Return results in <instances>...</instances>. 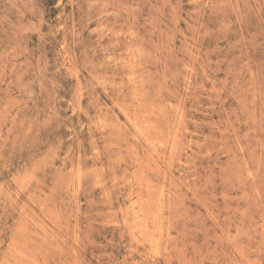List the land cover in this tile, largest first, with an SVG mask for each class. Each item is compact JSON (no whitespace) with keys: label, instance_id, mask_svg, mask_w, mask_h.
<instances>
[{"label":"rangeland","instance_id":"1","mask_svg":"<svg viewBox=\"0 0 264 264\" xmlns=\"http://www.w3.org/2000/svg\"><path fill=\"white\" fill-rule=\"evenodd\" d=\"M0 264H264V0H0Z\"/></svg>","mask_w":264,"mask_h":264}]
</instances>
